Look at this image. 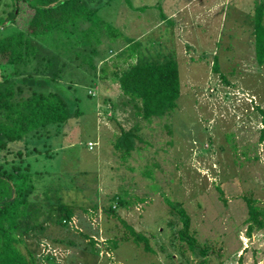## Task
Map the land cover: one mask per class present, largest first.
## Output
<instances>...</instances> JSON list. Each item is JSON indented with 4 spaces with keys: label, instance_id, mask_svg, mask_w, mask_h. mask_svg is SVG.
Segmentation results:
<instances>
[{
    "label": "rangeland",
    "instance_id": "obj_1",
    "mask_svg": "<svg viewBox=\"0 0 264 264\" xmlns=\"http://www.w3.org/2000/svg\"><path fill=\"white\" fill-rule=\"evenodd\" d=\"M183 1L98 0L94 4L97 9L93 20L109 23L116 29L113 38L98 36L94 39L101 54H108V49L114 52L103 64L107 78L97 71L93 76L87 66L71 64L61 80L49 84L66 100L73 114L75 109L78 112L60 126L58 132L51 126V135L40 143H33L32 153L26 159L31 171L43 172L41 179L50 194L55 195L58 186L62 200L76 205L70 229L63 227L61 231L48 233L50 238L61 235L75 243L70 247L53 246L65 257L63 264H101L102 259L90 263V257L80 255L87 239L71 226L91 235L97 246L102 245L98 234L104 214L102 206L113 201L109 200L113 193L129 201V209L119 206L117 212L136 230L147 235L154 248L153 253L139 254L130 243L120 242L114 251L116 264L180 263L179 254L171 246L177 243L173 234L177 222L168 211L167 200L182 203L191 216V226L199 241L219 249V253H209L210 264H264V228L247 236L244 224L247 207L242 198L243 194L252 193L264 200V147L256 146L260 114L255 109L249 113L251 115L245 114L251 106L248 100L252 98L253 105L264 110V74L261 69L254 72L249 61H238L237 54L233 55L237 51L232 50L231 45L229 50L219 54V65L223 68L228 58L233 65L224 68L225 72L242 71L243 76L231 80L233 77L228 75L232 85H226L220 76L211 73L210 56L205 54L210 52L201 49L206 40L202 37L203 44L202 39L199 40L205 35H198L193 45L196 47L188 51L184 43V40L193 41L183 31H187L184 22L200 2H194L192 9L179 10ZM23 6L20 2L16 15L19 24H25L29 16ZM200 9L202 7L197 9V15L203 12ZM207 32L213 38L212 28ZM227 32V28L220 30L221 49H224L222 39H227ZM233 37L238 39L236 35ZM132 40L141 44L144 59L161 61L169 55L176 59L182 90L176 109L169 115L151 122L138 119L142 125L141 140L137 141L131 156L121 159L113 147L120 132L117 124L127 129L136 119L131 118L130 106L125 103L126 98L117 82L108 75L113 61L120 67L127 64V55H114ZM202 52L205 55L197 58ZM245 70L252 73L246 75ZM109 82L113 86L108 88ZM89 90L94 95L89 94ZM104 96H108V106L123 112L117 114L115 111L117 124L103 119ZM88 141H96L92 149L88 148ZM12 147L23 149L24 144L20 141ZM37 148L42 150L40 154ZM44 149L49 156L44 155ZM246 150L251 156H246ZM216 186L221 188L226 201L219 199Z\"/></svg>",
    "mask_w": 264,
    "mask_h": 264
},
{
    "label": "trees",
    "instance_id": "obj_2",
    "mask_svg": "<svg viewBox=\"0 0 264 264\" xmlns=\"http://www.w3.org/2000/svg\"><path fill=\"white\" fill-rule=\"evenodd\" d=\"M97 1L0 0V264H63L65 257L53 246L75 245L71 239L61 235L50 238L49 234L61 231L63 227L70 229L69 223L75 216L76 205L62 200L58 186L55 195L50 194L46 189L47 184L41 179L43 172L31 171L26 158L32 153L30 146L33 143H40L51 135V126H55L58 132L59 127L78 112L75 109L73 114L66 100L49 86L51 82L61 80L67 66H87L91 68L93 76L97 71L107 78L103 73V64L112 57L113 51L108 49V54H101L94 45V39H98V36L113 38L116 29L109 23L93 20ZM20 2L29 13L25 24L16 21ZM249 21L253 27L251 46L258 64L253 68L262 70L264 0L256 1ZM226 38L222 39L224 49L220 48L219 39L215 43L219 54L230 45L235 50L237 43L231 42V36ZM133 40L114 55H127V64L120 67L113 61L112 71L107 74L108 78L117 82L126 98L125 103L130 106L131 118L136 119L131 127H121L113 143L121 159L131 156L137 148V141L141 140L139 132L142 125L138 119L151 122L169 115L176 109L182 90L177 60L170 55L161 61L144 59L141 44ZM204 53L197 58L201 59V55L207 54ZM214 56L210 64L211 73L220 76L226 85H232L228 75L237 72L224 70L233 65L232 60L227 59L222 68L217 54L214 53ZM252 101L245 114L251 115L249 113L254 109L259 112L260 120L257 123L261 125L257 128L259 136L256 146L264 147V110L259 105H253ZM112 118H115L114 114ZM20 141L24 144L23 149L12 147L13 143ZM37 151V154L42 152L38 148ZM250 151L246 150V156H251ZM43 153L49 156L45 149ZM216 189L219 199L226 201L221 188L216 186ZM242 198L247 207L245 231L250 236L255 230L264 228V200H259L252 193L243 194ZM109 200L113 201L102 206L104 214L100 218L98 234L102 245L97 246L91 235L71 226L73 231L77 230V234L87 239L80 255L90 257V263L102 259L101 264H116L114 254L117 253L114 251L120 242L130 243L139 254L153 253L149 237L136 230L117 212L119 206L129 209V201L118 193H113ZM165 203L169 204L168 211L177 222L173 230L177 243H171V246L181 258L179 264H191L192 260L194 264H210L209 253H219V249L215 250L206 241H199L191 226V216L182 203H169L168 200ZM95 208L92 206V209ZM190 255L193 259H190Z\"/></svg>",
    "mask_w": 264,
    "mask_h": 264
},
{
    "label": "crops",
    "instance_id": "obj_3",
    "mask_svg": "<svg viewBox=\"0 0 264 264\" xmlns=\"http://www.w3.org/2000/svg\"><path fill=\"white\" fill-rule=\"evenodd\" d=\"M199 1L200 4H198L197 6H195L194 8L192 7L194 2ZM256 1H260V0H184L183 3L179 6V10L180 9H187L190 8L192 9V16L189 17L185 22H184V28L187 29L183 31L192 37L193 41L190 40H184L185 46L187 47V51L192 49V46L195 45V43L197 42L198 35L204 34V36H200V39H205L206 42H204L203 44V39L201 40V43L204 45L203 48H201L203 51H209V56H210V60L211 62L215 59L214 53L215 55L217 54V57L219 58V49L215 46L216 41L219 39V34L220 30L222 28H227L228 32H227V37L229 38V36H231L232 38H230L231 42L237 43L235 45V50L237 51L235 54H237V58L238 61L240 59L244 60V62L249 61V65L251 67H254L258 64H256V60L254 58V51L252 48V40L253 38L251 37L252 34V30L253 27H251V21H249L251 15L253 14L254 8L256 6ZM238 2V4H237ZM202 7V9H200V11L203 12H199V14H196V11L198 8ZM204 8V9H203ZM236 12V13H235ZM175 12H173L171 15H173V17ZM247 15L248 17L244 16ZM244 18H246V20L241 21L240 20ZM239 19V20H238ZM212 23H214V25H212ZM204 29V30H200V29ZM211 28L213 30V32H211L212 37H210V33H208L207 31H211ZM250 28V29H249ZM252 28V29H251ZM222 32V31H221ZM218 33V34H217ZM208 34V35H207ZM218 35V36H216ZM238 36V39H233V36ZM222 37V35H221ZM199 42V41H198ZM198 44V43H197ZM124 46L120 47V49H122ZM126 47V46H125ZM196 47V46H193ZM208 47V48H207ZM223 51V50H222ZM221 53V51H220ZM208 54V53H207ZM228 59V58H227ZM228 61V60H227ZM233 62V61H232ZM231 62V63H232ZM248 65V64H247ZM263 68L261 70V72L264 74V63L262 64ZM255 70V68H253ZM246 71V70H245ZM257 70H255L254 72H256ZM246 75L247 73H252L249 71L245 72ZM243 72L238 71L237 73H235L234 75H230L231 78L228 77V79H235L236 80V76L238 75H242ZM243 76V75H242ZM244 79V78H242ZM97 85V84H96ZM96 85L94 86L96 88ZM109 85H112L110 82L107 84V87L109 88ZM248 90V89H247ZM109 91H112L111 89H109ZM263 92V91H262ZM262 95L264 96V93H262ZM105 97V101L104 103H106L104 106L106 107V109L103 111V114L105 115V117H103V119L105 121H111L112 123L115 122L117 124V115L116 119L112 118V114H120L123 112L121 111V109L119 110H114L113 106H108V96H104ZM116 111V113H115ZM103 120V123H104ZM104 125H107V122L104 123ZM108 126V125H107ZM118 128L121 129L122 125H118ZM123 128V127H122ZM92 142V141H91ZM94 143H96V141H94ZM95 146V145H94ZM93 146V147H94ZM88 219V218H87ZM101 238V237H99Z\"/></svg>",
    "mask_w": 264,
    "mask_h": 264
},
{
    "label": "built area",
    "instance_id": "obj_4",
    "mask_svg": "<svg viewBox=\"0 0 264 264\" xmlns=\"http://www.w3.org/2000/svg\"><path fill=\"white\" fill-rule=\"evenodd\" d=\"M88 92H89L90 94L94 95V92L92 93L91 90H89ZM250 100H251V99H250ZM250 100H248V101H250ZM87 146H88L89 149H92L93 146H94V143L91 142V141H88V142H87Z\"/></svg>",
    "mask_w": 264,
    "mask_h": 264
},
{
    "label": "clouds",
    "instance_id": "obj_5",
    "mask_svg": "<svg viewBox=\"0 0 264 264\" xmlns=\"http://www.w3.org/2000/svg\"><path fill=\"white\" fill-rule=\"evenodd\" d=\"M88 93H89V92H88ZM91 95H92V94H91ZM252 99H253V98H252ZM252 99H251V100H252ZM251 100H250V101H248V102H251Z\"/></svg>",
    "mask_w": 264,
    "mask_h": 264
}]
</instances>
